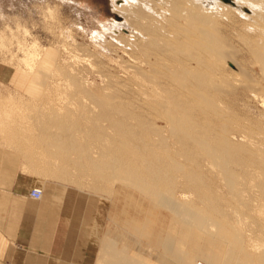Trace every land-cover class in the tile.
Here are the masks:
<instances>
[{
    "label": "rangeland",
    "instance_id": "rangeland-1",
    "mask_svg": "<svg viewBox=\"0 0 264 264\" xmlns=\"http://www.w3.org/2000/svg\"><path fill=\"white\" fill-rule=\"evenodd\" d=\"M114 3L0 0V147L21 156L27 170L34 171L33 165L40 174L25 178L44 190L43 199L64 232L61 245L67 247V253H51L57 259L49 264H239L246 259L248 264H264V64L247 18L235 8L230 11L231 22L220 31L232 46V56L213 68L166 56L161 66L159 47L150 48L148 33L136 29L135 18L125 22ZM145 6L144 21L154 19L148 26L160 24L163 32L183 36L181 17L170 9H160L156 16ZM138 42L141 50L135 51ZM130 54L154 63L159 84L135 74L127 65L132 63ZM23 58L34 62L33 69L22 64ZM177 64L199 70L217 84L206 92L209 103L188 98L187 91L175 90L171 78L165 80L164 74L170 76ZM75 75L83 79L84 91L72 85ZM85 92L92 95L90 100ZM179 92L190 101L184 104L191 108L179 112L194 126L199 135L195 140L173 136L161 118L168 93L182 97ZM107 95L118 114L130 111L147 123L137 130L140 147L133 159L141 166V144L145 157L153 155L145 160L153 159L154 173L142 170L139 177L158 182L153 188L129 183L106 163L117 157V146L129 143L112 119L105 118L113 110L94 100ZM129 119L131 124L136 121ZM152 127L159 128L163 143L153 140ZM222 137L234 146L232 155L222 158L228 161V172L213 164L200 143L221 147ZM167 162L169 168L161 169ZM177 207L201 222L187 221ZM161 253L183 254L168 259ZM185 253H201V258L190 263Z\"/></svg>",
    "mask_w": 264,
    "mask_h": 264
},
{
    "label": "bare ground",
    "instance_id": "bare-ground-1",
    "mask_svg": "<svg viewBox=\"0 0 264 264\" xmlns=\"http://www.w3.org/2000/svg\"><path fill=\"white\" fill-rule=\"evenodd\" d=\"M113 2H115L114 3L115 8H117L123 12L125 22L127 20L131 21V18L132 19L135 18V20L134 19L133 20L136 21V24H135L136 29L139 30L140 32L146 31L148 33L147 44L151 45L150 48L159 47V49L161 51H159L157 53V55L158 56L161 55L160 61H158L161 66H164V64L166 63L165 61L167 58H165V56L166 57H172L173 60H175V62L176 61L179 62V59H182L185 57L188 61H190V63L192 64L193 67H196V66L200 67L201 65H205V67H212V68L214 66H216V64L219 60L221 61V60H224L227 56H229V57L232 56V55H229V51L232 49V46L227 41L226 36L223 35V33L220 31L221 30L220 26L221 27L229 26V23L231 21L228 20V18H229L228 15H230L229 14L230 11L234 8L243 12V14L242 13L241 14L247 18L248 27L250 26L249 28L251 30H253L254 34L256 35L255 38L253 37L254 38L253 40L255 41L254 44H256V45L258 44V46H260V50H258V51L256 50V52L259 55L260 61L264 64V0H113ZM146 4H149V8H151V11L152 10L154 11L156 16H157V13H161L162 11H166L167 9H170L172 11V13H174L175 16H179V18L181 17L183 19L185 25H186L184 27L180 26V29L184 30L183 36L181 38H175L176 34L174 35V34L167 33L168 30L166 31V33H165V30L163 32V29L158 27V25H160L158 23H157L158 25H155V26L154 25L148 26L147 23L150 21L153 22L154 19L153 20L147 19V23L144 21V19L146 20V18L148 17L146 9H145ZM160 9H161V12L159 11ZM167 12H168V10H167ZM236 14H237V12H236ZM151 16H152V14H151ZM152 17L154 18V16H152ZM168 17H169V15H168ZM222 19H223V21H221ZM156 21H155V23H156ZM177 21H175V22H177ZM112 22L115 25L117 23L115 21H112ZM151 22H150V24H151ZM163 22H165V21H163ZM114 24L111 23V25H114ZM129 24H130V22H129ZM121 25L122 24H119V26H121ZM177 25L178 24H176V26ZM172 26H174V25H172ZM110 27L112 29H115L114 26H110ZM174 29L178 30L179 25H178V28H174ZM139 33L137 34L138 37H140ZM143 34L144 33H142V35ZM177 36H178V34H177ZM142 38L144 39L143 36H142ZM135 44H136V46H134ZM135 44L131 45V47L134 46V48L132 47V49H134L135 51L141 50L140 43L138 42ZM147 44H145V46H147ZM252 44H253V42H252ZM127 48L128 47L125 46L124 51L125 50L127 51ZM28 50H29V47H28ZM169 51L171 53H169ZM27 52L28 51H26V53ZM32 53H33V51H32ZM130 55H131L130 60L132 61V63H130V65L129 64H127V65L131 69L134 70L135 74L137 73L142 78H144L148 81H152L154 83H157L154 80V79H157V78H155L157 76L154 75V73L156 72V71L154 72V70L156 68L154 63H152L151 61H146L145 59H141L140 57H137L133 54H130ZM130 55H129V57H130ZM30 58H32V57H30ZM34 59H35V57H34ZM22 64L25 65L29 69H33L34 62L32 64L31 59L28 60L27 58H23ZM166 65H170V64H166ZM177 65L178 66H175V67H177L175 69L172 68V66H171L172 70H170V72L174 75L171 74L169 76L167 74H164L165 80L168 78H171L174 85L176 86L175 90L177 88H182L184 92L187 91L188 92L187 94H189L188 98L190 97V98L194 99V97H196V99L200 100V102L202 104H204V102H206V101L209 103V99L207 100L206 92L208 90H211V89H214L217 87L216 86L217 84L211 80L212 78L211 79H206V78L204 79V76L206 77L207 74L199 72V70L196 72L191 71L190 70L191 67H189L190 69L189 68L186 69L185 64L184 65L177 64ZM167 68L170 69L169 67H167ZM235 68L239 72L242 71V69L239 65H236ZM162 70H165V68H163ZM171 76H173V77H171ZM78 77H79V75L77 77H76V75L73 78L71 77V80L73 79L72 81H74V84L72 82V85L78 91H84L85 85L81 82V81H83V79L81 78V81H80V79ZM84 83H85V81H84ZM157 84H159V83H157ZM159 88L163 90L164 86L159 85ZM85 94H87L86 95L87 97L89 95L88 98L90 100V96L92 97V95H90V92H85ZM180 94L182 95V93H180ZM109 96L108 95L103 96L102 98L100 96H99L100 98L94 97V100L100 102V104L104 108H106L108 110L111 109V111L113 110L110 113V115H107V116L104 115V116H105V118H108V116H109V119H112L111 123H112L113 127H116V129H121V130H119V132L122 133V135L125 134L124 136L127 138L129 143L124 142V139H123L124 145H122V146L119 145V147L117 146L118 148L116 147L117 157L115 155H113L114 159H107L106 163L109 164V167L112 170H114L116 172H117V170H119V175H121V178H125V177H122V173L126 177H128V180L129 179L131 180V181H129V183L130 182L134 183L138 187L143 188L144 190H147L150 187L153 188L155 185L158 184V182L153 184L154 179L150 183H147V181L143 178V176H141V179H139L142 170L147 171L149 173H154L153 159L149 160V161L145 160V159L151 158L153 155L148 154V156L145 157V152H144L145 150L143 149L144 145L141 144V151L143 153V157L141 158V166H139L140 165L139 161H135L133 159V152H135V149H138L140 147L138 144H136V136L138 134L137 130H138V128L146 127L147 123L143 122L145 120L144 117H141V120H139L138 115L136 116V115H134L133 112H130V111H129V113H127V112L124 113V111H122L121 112L122 114L121 113L118 114L117 108L116 107L113 108V106H112V104H113V103H111L112 99H110V100L108 99V98H110ZM166 98H167L166 100H168V101L165 100V104L161 105V109H160L161 114L160 115H161V118L163 120H165V123L170 128L172 135L178 136V137H184V138L189 139V140H195L199 135H196V131H194V126L191 127L189 119L187 117H185L184 114L179 112L180 108L188 106V105H185L184 103H187L190 101L186 100L183 97V95H182V97L177 96V95L173 96L172 94L169 96V93L166 96ZM170 103H172V104H170ZM111 106H112V108H111ZM188 107H190V106H188ZM157 108H159V107H157ZM198 110L204 111L205 109L199 108ZM112 113H113V115H111ZM117 114L119 116L120 115L122 116L121 119H120V117H118ZM104 116L102 115V117H104ZM130 117H133V119L136 120L133 122L134 124L133 123L131 124L132 121H130V119H129ZM96 119L94 118L92 120L97 121ZM102 120H103V118H102ZM125 128L128 130H126ZM156 129L157 128H153V127L151 128L152 134L154 135L153 140L158 141V139H160V143H163L164 140L163 141L161 140L162 133L159 132V128L157 130ZM145 131H144V133H145ZM146 132H149V130ZM46 136H48V135H46ZM120 137H121V135H120ZM141 139H143V138H141ZM221 140H222L221 147H211L209 142H206L205 140H201L200 143L207 148L208 154L210 155V157L213 161V164H215L219 168H222L224 171L228 172V163H227L228 161L224 162V160H226V157L228 158L232 155L231 149H233L234 146L229 145V140L225 137H222ZM121 141H122V139L120 140V142ZM119 144H123V143L121 142ZM120 153H123L124 156H120ZM93 165L96 167V164H93ZM117 166L119 167V169L117 168ZM164 167L165 168H161V169L167 170V168H169V163L167 162ZM223 170H222V172H223ZM120 172H121V174H120ZM117 174H118V172H117ZM160 175L161 174L157 173L156 179H158V178L160 179ZM128 180H126V181L128 182ZM138 180H139V182H138ZM228 181L233 183L232 178L230 179L228 177ZM35 188H37V187H35ZM39 189H41L43 192V195L41 197V199H42L44 196V190L42 188H39ZM30 197L33 198L31 196V194H30ZM163 198H164L163 200L165 201V203L167 205H169V203H168L169 200L166 199L167 197L165 196ZM33 199H35V198H33ZM175 211H177L178 213L181 212L183 214V216H185V218H187V221L201 222L200 218L195 217L189 211L179 209L178 207H177V209H175ZM242 250L243 249H241V251H239V253H243ZM115 252H116V250H115ZM244 253H248V251H246ZM239 264H248V261H247V259H246V261L242 260Z\"/></svg>",
    "mask_w": 264,
    "mask_h": 264
},
{
    "label": "crops",
    "instance_id": "crops-1",
    "mask_svg": "<svg viewBox=\"0 0 264 264\" xmlns=\"http://www.w3.org/2000/svg\"><path fill=\"white\" fill-rule=\"evenodd\" d=\"M32 167L34 171L27 170L21 156L0 147V264H49L57 259L51 253H67V247L61 245L64 232L58 218L51 215L50 203L30 197L33 183L25 177L40 175ZM84 247L86 250L83 242ZM116 254L121 257V253ZM181 254L161 253L168 259ZM185 254L190 263L201 258V253Z\"/></svg>",
    "mask_w": 264,
    "mask_h": 264
},
{
    "label": "built area",
    "instance_id": "built-area-1",
    "mask_svg": "<svg viewBox=\"0 0 264 264\" xmlns=\"http://www.w3.org/2000/svg\"><path fill=\"white\" fill-rule=\"evenodd\" d=\"M30 194L33 198L35 199H41L42 195H43V192L41 189L39 188H33L31 191H30ZM196 264H204L202 262H197Z\"/></svg>",
    "mask_w": 264,
    "mask_h": 264
}]
</instances>
